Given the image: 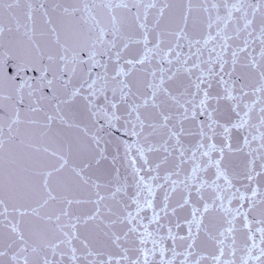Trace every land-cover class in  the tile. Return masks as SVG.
I'll return each mask as SVG.
<instances>
[{"label": "snow or ice", "instance_id": "obj_1", "mask_svg": "<svg viewBox=\"0 0 264 264\" xmlns=\"http://www.w3.org/2000/svg\"><path fill=\"white\" fill-rule=\"evenodd\" d=\"M0 264H264V0H0Z\"/></svg>", "mask_w": 264, "mask_h": 264}]
</instances>
